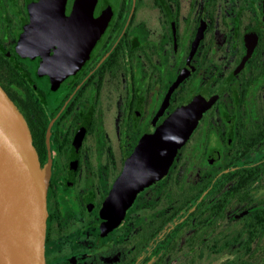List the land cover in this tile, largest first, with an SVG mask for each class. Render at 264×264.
Returning <instances> with one entry per match:
<instances>
[{
	"label": "flooded vegetation",
	"instance_id": "obj_1",
	"mask_svg": "<svg viewBox=\"0 0 264 264\" xmlns=\"http://www.w3.org/2000/svg\"><path fill=\"white\" fill-rule=\"evenodd\" d=\"M53 7L0 0V87L49 177L46 264H226L244 242L264 241V0ZM79 58L66 76L52 67ZM201 89L222 91L163 176L106 213L148 128Z\"/></svg>",
	"mask_w": 264,
	"mask_h": 264
},
{
	"label": "water",
	"instance_id": "obj_2",
	"mask_svg": "<svg viewBox=\"0 0 264 264\" xmlns=\"http://www.w3.org/2000/svg\"><path fill=\"white\" fill-rule=\"evenodd\" d=\"M51 2L53 9L63 10L64 0ZM33 26L31 23L27 27L26 37L34 33ZM100 33L96 31L92 36L96 39ZM257 33L258 27L247 35V57ZM88 42L90 46L94 39ZM81 63L79 58L67 66L52 67L60 70L62 77ZM183 77L182 73L175 85ZM221 91L207 97L205 89H201L170 114L160 128H148L112 190L106 213L122 212L140 191L163 176L170 157L185 144ZM48 183L26 123L0 87V264H46Z\"/></svg>",
	"mask_w": 264,
	"mask_h": 264
},
{
	"label": "trees",
	"instance_id": "obj_3",
	"mask_svg": "<svg viewBox=\"0 0 264 264\" xmlns=\"http://www.w3.org/2000/svg\"><path fill=\"white\" fill-rule=\"evenodd\" d=\"M244 184L250 185V182H245ZM244 224H245V229L253 228L252 227L254 224L253 216L250 215L249 219H247ZM260 229L261 230L264 229V226L260 225ZM257 249L259 250L260 254L258 258L256 259L254 257V254ZM226 264H264V241L260 239L258 243H254L253 241L244 242L243 250L241 254L232 260H228Z\"/></svg>",
	"mask_w": 264,
	"mask_h": 264
},
{
	"label": "rangeland",
	"instance_id": "obj_4",
	"mask_svg": "<svg viewBox=\"0 0 264 264\" xmlns=\"http://www.w3.org/2000/svg\"><path fill=\"white\" fill-rule=\"evenodd\" d=\"M227 259H230V257L229 258H227ZM224 259H218L217 261H213L211 264H219V263H221L222 261H223Z\"/></svg>",
	"mask_w": 264,
	"mask_h": 264
}]
</instances>
